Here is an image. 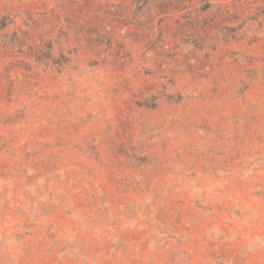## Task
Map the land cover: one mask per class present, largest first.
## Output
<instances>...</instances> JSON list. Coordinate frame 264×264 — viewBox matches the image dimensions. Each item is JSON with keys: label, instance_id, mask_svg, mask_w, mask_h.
Returning a JSON list of instances; mask_svg holds the SVG:
<instances>
[{"label": "rangeland", "instance_id": "obj_1", "mask_svg": "<svg viewBox=\"0 0 264 264\" xmlns=\"http://www.w3.org/2000/svg\"><path fill=\"white\" fill-rule=\"evenodd\" d=\"M0 264H264V0H0Z\"/></svg>", "mask_w": 264, "mask_h": 264}]
</instances>
